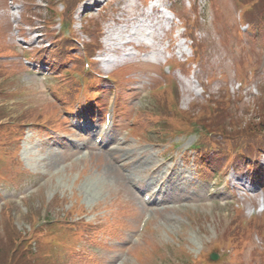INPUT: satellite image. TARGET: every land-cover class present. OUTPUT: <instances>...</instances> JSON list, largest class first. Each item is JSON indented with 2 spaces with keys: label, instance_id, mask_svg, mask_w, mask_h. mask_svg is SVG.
I'll return each mask as SVG.
<instances>
[{
  "label": "rangeland",
  "instance_id": "1",
  "mask_svg": "<svg viewBox=\"0 0 264 264\" xmlns=\"http://www.w3.org/2000/svg\"><path fill=\"white\" fill-rule=\"evenodd\" d=\"M140 1L142 0H104L93 9H84V11H81L83 2H80L73 11V30L78 36L79 44L76 43L77 48L71 49L70 52L73 53L76 50L80 54L82 51L81 39H97L98 36L93 30L100 28V26L104 28L108 23L115 25L117 33H119V36L123 35L124 39H129L125 36L133 30H137L136 34L132 35L133 39L140 36L137 34L138 31L140 32V29H137L138 26H135L137 24L139 28L140 24H144L146 28L150 26V28H147L148 31L151 27L156 29L159 21L156 20L154 14L149 15V17H147V14H142ZM246 1L253 3V0ZM50 4L51 0H0V32H2V39L0 40V75L6 73L5 70L9 68L8 63L13 69H18L16 74L12 71L0 78L2 87L0 103L4 102L5 99H10L7 101L10 104V110H8V113L2 112L3 117L6 115L4 118L7 119V122L0 123V135L10 136V134L17 135L18 133L16 132L17 124L21 119L16 118L11 110H15L16 115L19 117L24 115L32 117L40 115L53 116L60 114V109L56 106V101L60 100L67 109L73 111V105L75 104L86 102L89 104L96 100L102 91L99 88L100 85L110 79V77L104 79L96 75L94 68L100 73H106L97 61L94 60L92 65L94 68L87 69L80 62L78 63L77 55L70 53L61 62L69 63L68 65L72 66L54 67V70H58V73H56L62 82V89H53L51 83L61 82L52 77V51H49V53L43 50H49L50 45H46L49 43L47 42L48 37H51L52 33L41 26L42 23L47 24L51 21L54 16V13L49 9ZM166 4H170V8L173 9V26H175V22L183 26L185 19L190 17L198 18V26L194 31V43L197 42L200 47L198 56L197 53L191 51L190 40L177 36L179 32L177 26H175V30L178 29L177 31L172 28V31H168L162 38H160L162 31L154 30L152 34L158 36V38L154 37L157 41L154 47L162 49L164 56H166V46L169 43V49H172L175 56L155 62L152 55L149 54L151 47H138L139 52L132 47L133 44L131 48L127 47L128 51H134L135 54L128 55L123 64H117L114 67L115 69L108 72L109 75L113 71V74L118 72L119 76L115 82H108V87L111 89L104 96V98L108 97L107 103L103 104L102 107L94 105V108H91L87 113L89 115H96L97 113L100 116L99 120H88L86 114L79 112L78 120L74 123L71 122L69 130L62 131L61 135L55 134L51 137H48V134L41 135L42 133L39 132L37 133L39 135H37L34 130L28 128L29 125H24L22 126L24 127L23 136L25 134L27 136L23 139L19 152L17 150L19 145L17 146V144L15 149L10 151V154L6 151L8 159L0 161V264H5L7 261L11 246L14 245V238L17 236L31 234L34 241L30 246L35 243V247L38 249L40 239L48 241L52 232L58 229H65L68 233L56 235L62 241L54 246L55 248L52 249L50 256L47 257V259H50L46 263L55 262L57 257L55 253L64 246L71 248L75 240H78V233L81 235V229H84L88 235L84 236L83 241L80 243L81 250H77V245L74 252L60 258L55 264H88L92 257L98 261L96 260L91 264H107L108 261L110 262L113 259H115L113 264H138L137 257L135 258L132 255L139 249L145 252L147 245H141L143 237H146L147 234L159 242L156 243L157 245L154 242L155 249L150 250L155 255L152 257L143 256V261L139 264H191L190 258L204 253L206 256L208 253L209 258V253L215 251L209 246L212 242L209 243L208 238H213L216 233V221L214 219H216L219 212L217 211L218 207L211 208L208 204L220 205L224 208L221 213L225 216V224L235 213L234 205L237 202L241 203L238 207L243 217L251 219L262 214L260 216L262 229L259 230L258 226H255L253 233H249V236L245 239V255L249 253V248H251L255 253L254 263L264 264V253L262 258L258 254L259 245L264 241V210L250 215L251 204L261 203L260 198L264 195V180H260V177H258V183L253 191H245L243 187H240L226 193L220 185L213 191H216L217 194L213 197L211 195L207 197L204 194H208V183H212L214 180L210 178L211 172L218 170L220 162L217 165L214 163L220 157L216 156L215 153H208L200 159H198V156L192 159L193 155L190 154L191 158L186 159L183 165L185 159L184 157L181 158L180 153L182 149L188 147L194 141V135H190L183 140L182 144L177 149L174 148L176 150L173 151L168 150L170 147L167 145L158 143L159 141H156L155 144L149 143V138L145 134V132L150 134L156 132L160 136H166L167 124L163 123L164 119L172 122V116L174 115L181 116L186 113L189 116L196 115L198 117L202 114H211L212 104L209 103L211 99H215L218 103L217 108L213 110L215 115L212 116V119H216L219 108L228 109L229 113H232V117L238 118L237 115L240 116L246 107L250 109L253 102L247 106V100L240 101L237 99V95H243L248 89L257 91L254 94L256 105L260 104L258 101L264 103V33L255 32L252 37H247L246 34L240 37L237 34V12H241L242 9L241 5H239L241 8H237L235 5L237 0H166ZM258 5L264 6V0H261ZM247 6L246 4V8ZM57 7L60 9L62 7L61 3H57ZM262 14L264 12L259 15ZM31 24L36 25V30H31ZM53 26L52 30L58 28V25L53 24ZM144 27L142 28L143 31L146 30ZM64 31L67 33V29H64ZM37 35H42L39 40H44L36 42L33 38ZM147 37L150 41L153 35ZM99 39H101L100 36ZM184 41L185 44H182ZM52 44L56 47V43ZM181 47H185L187 52L195 55V61L190 64L189 68L180 65L179 67L174 66V63L180 60L179 51ZM10 51L13 53L12 55L8 54ZM87 51L86 48L84 54ZM41 52H44L43 55H38ZM56 52L54 51V53ZM144 53H147V55ZM32 54L34 56L30 58ZM27 59L34 60L28 62ZM55 59L58 60V57H54ZM87 60L89 59L87 58ZM165 65L170 67L169 76L178 81L179 89H174V94L179 101V108L188 109L186 112L175 108L178 107L176 99L173 100L171 108V100L167 89L159 88V98L163 101V107L154 105L153 98L148 92V88H157L160 84L159 80H164L161 72L163 73ZM250 70L253 72L248 76ZM239 79H243L245 83L247 82L248 87L238 94V92L233 91H235ZM192 89H195V91ZM197 90L202 91V93H198ZM225 92H228V94L225 95ZM256 95H258L257 100ZM7 102L5 103L8 105ZM196 103H198L197 106L194 105ZM200 103H205L210 108L205 107L204 110H200L202 106L199 105ZM191 107L194 108L192 111L189 110ZM2 108L0 107V110ZM255 109L258 111L259 106ZM104 110L111 111L112 120L115 124L111 129L110 137L112 139L116 135L115 140L120 141L119 137L124 136L122 135L125 132L124 129H129V133L126 136L127 141L125 140V144L121 142L115 147L104 151L107 157L103 156V161L100 162L98 150L91 151L90 147L84 146L88 141L84 131L78 129L74 132L72 129H75L74 125L76 123L78 127L83 125L82 121L95 122L99 129L101 112ZM63 114L65 116L73 115ZM258 114L250 117L254 119ZM222 115L223 112L220 119H222ZM73 117L77 119L74 115ZM148 128L151 129L145 131ZM134 131L135 133L139 132L138 135L142 140L137 139V135L133 133ZM99 135L100 129L94 134L93 147L97 144L95 137ZM150 138L155 137L150 136ZM72 141H76L78 145L83 144L84 147L72 152L71 149L67 150ZM108 143L114 145V142L109 141ZM121 145L122 150L120 153L124 155L123 158L117 152V150H120ZM77 148L78 146H75L73 149ZM141 151L148 163L163 162L162 167L154 173L155 181L156 178L161 177L170 179L163 183L164 187L158 192L161 195L158 200L162 199V201L156 204L162 206L151 204L142 207L139 202L142 199L141 196H134L130 199L132 201V209H130L132 212L129 215L124 214L127 207H115L111 211L110 208L116 201L126 202L124 196L120 193V178L122 180V191L124 193H134L133 187L128 186L132 183L131 179L124 180L123 174L125 172L131 174L132 177L152 179L148 173L145 176L144 170V166L148 169L151 165L137 163ZM11 156L14 157L13 162L17 161L15 157L19 158L21 163L17 161L20 164L18 166H22L27 172H17L12 169ZM119 163L123 165L121 166ZM163 165L172 166L170 172L166 171V166ZM238 167V169L243 168L250 171L247 167ZM257 171L261 172V170ZM182 173L190 183L184 184L182 179L180 181L183 183L181 184L182 188L186 190L179 192L178 188L175 191L178 195L172 196L170 189L165 186L169 185V188H172V186L177 188ZM230 174L231 172L228 175L229 177H231ZM206 179H209V181H206ZM155 181L153 179L150 182L153 184ZM172 199L176 200L169 201ZM201 199H204L203 202L206 201L207 207L203 208ZM225 201L226 204L222 205L221 203H225ZM164 202L166 204H163ZM74 207L83 209L78 214L79 219L70 217V210ZM133 207L144 208L143 215L149 209L153 212L150 215L152 221L145 223L142 231L139 230L140 221L136 225L137 222H134L133 219L132 225H134V228L131 227L130 229H122L123 222L119 223L117 221V215L121 214H123L121 218L125 216L126 221V217H129L136 210H133ZM153 207H155V210L152 209ZM189 211H193L195 214L197 212V216L207 214L212 219L210 225L207 222L208 228H206L210 237L207 238L208 235L203 236L201 234L202 230L199 228L188 227L190 223L188 219ZM105 214L110 215L104 220L98 218V216L101 217ZM34 215H37V219L34 218ZM141 215L142 212H138L135 216L136 220ZM96 217L97 219H94ZM47 218L50 219L47 220V223L38 224ZM93 220L94 222L97 221L96 224L92 223ZM235 220H238V218ZM54 221L59 222V224H51ZM102 221L104 223L100 224ZM220 221L222 219L219 220L218 224H220ZM85 222L89 224H85ZM115 223L119 226L117 227ZM137 238L140 243L134 249V252L125 253L126 251H124L120 253L116 251V248L127 247L128 242H134V239ZM99 244L101 245L98 246ZM23 246L24 242L20 244L18 249H21L20 251L24 250ZM43 246L46 248L49 244L44 243ZM181 246L185 248L186 254H188V258L183 259L184 262L178 261L181 256L177 247ZM260 246H264V244ZM261 248L264 252V247ZM243 250L242 247L241 251ZM20 251L17 250L15 255ZM35 251L34 257H31L35 260L29 262L31 259L24 260L23 255H21L17 257L14 264L43 263L41 257H38V251ZM155 256H157V259L154 258ZM237 258L238 255L230 254L229 258L223 260L222 264H235Z\"/></svg>",
  "mask_w": 264,
  "mask_h": 264
},
{
  "label": "bare ground",
  "instance_id": "2",
  "mask_svg": "<svg viewBox=\"0 0 264 264\" xmlns=\"http://www.w3.org/2000/svg\"><path fill=\"white\" fill-rule=\"evenodd\" d=\"M101 0H94V5L96 4V3H98V2H100ZM90 4H87L86 5V7H88ZM103 141H105V140H103ZM107 142V141H106ZM123 143H125V139L122 141ZM108 143V142H107ZM119 143H121V142H117L116 141V144L118 145ZM105 145V144H104ZM146 159V157H144V155H142V153H139V157H138V160H137V163L138 164H141V163H148V160L146 161L145 160ZM148 164H150V163H148ZM163 164V162H154V163H152V164H150L151 166H149V168H148V175H149V177H151L152 179L151 180H153L154 179V181H155V176H153L152 174H154V173H156L159 169H160V167H162L161 165ZM119 165H123L122 163H119ZM261 165H264V164H261ZM163 166H166V171H169L170 172V170L172 169V166H167V165H163ZM129 177H127V178H124V180H126V179H128ZM151 180H147V184H151ZM168 180H170V179H168V178H163V177H161V178H156V181L153 183V184H155V186L157 187V190L154 192V195H157L158 194V192L161 190V188H162V185H163V183L164 182H166V181H168ZM131 182H132V179H131ZM128 186L129 187H133L134 185L131 183V184H128ZM139 191V190H138ZM133 192H134V190H133ZM156 200V199H155ZM159 201H162V199H160V200H158L157 199V201H155V203H159Z\"/></svg>",
  "mask_w": 264,
  "mask_h": 264
},
{
  "label": "trees",
  "instance_id": "3",
  "mask_svg": "<svg viewBox=\"0 0 264 264\" xmlns=\"http://www.w3.org/2000/svg\"><path fill=\"white\" fill-rule=\"evenodd\" d=\"M260 1H261V0H257V3L259 4V2H260ZM257 3H255V4H257ZM256 7L258 8V6H257V5H256ZM260 7L264 8V6H260ZM257 10H258V9H257ZM259 11H261V13H262V12H264V10H263V9H261V8H260V10H259Z\"/></svg>",
  "mask_w": 264,
  "mask_h": 264
}]
</instances>
